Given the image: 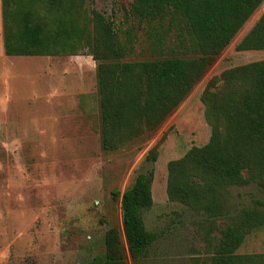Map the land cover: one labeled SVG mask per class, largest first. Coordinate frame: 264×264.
<instances>
[{"label":"trees","instance_id":"obj_1","mask_svg":"<svg viewBox=\"0 0 264 264\" xmlns=\"http://www.w3.org/2000/svg\"><path fill=\"white\" fill-rule=\"evenodd\" d=\"M84 2L0 0L2 51L89 55L95 62L99 145L109 151L154 131L262 0H132L127 15L146 29L145 43L131 27L118 32L111 19ZM173 26L180 41L174 49L165 43ZM234 48L264 50V10ZM136 50L151 57L135 59ZM199 100L208 140L166 162V198L204 217L208 255L200 264H264L263 255L235 253L247 233L264 225V201L232 209L227 192L250 183L264 189V59L211 76ZM164 136L147 150L146 160L156 159ZM151 178V171L138 173L122 191L121 232L108 227L102 253L87 264L137 262L156 239L141 217L152 204Z\"/></svg>","mask_w":264,"mask_h":264},{"label":"rangeland","instance_id":"obj_2","mask_svg":"<svg viewBox=\"0 0 264 264\" xmlns=\"http://www.w3.org/2000/svg\"><path fill=\"white\" fill-rule=\"evenodd\" d=\"M131 1L85 0L84 6L111 19L118 32L131 27L138 42H149L146 29L127 15ZM263 10L264 0L154 131L109 151L99 145L91 57L4 55L0 21V264H87L102 253L108 227L121 232L120 194L149 171L152 204L141 217L156 239L127 264H200L208 255L206 222L167 200L165 164L208 140L199 100L205 82L223 69L264 59V50L234 48ZM177 33L176 26L169 29L167 47L180 45ZM146 52L136 50L133 58H150ZM163 133L156 159L146 160ZM227 192L232 209L264 201V189L253 183ZM235 253L264 256V225L247 233Z\"/></svg>","mask_w":264,"mask_h":264}]
</instances>
